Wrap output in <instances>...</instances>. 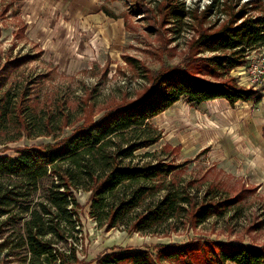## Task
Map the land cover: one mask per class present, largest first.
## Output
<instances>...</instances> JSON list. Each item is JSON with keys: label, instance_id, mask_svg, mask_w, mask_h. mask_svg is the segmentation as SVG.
Here are the masks:
<instances>
[{"label": "trees", "instance_id": "obj_1", "mask_svg": "<svg viewBox=\"0 0 264 264\" xmlns=\"http://www.w3.org/2000/svg\"><path fill=\"white\" fill-rule=\"evenodd\" d=\"M164 1L161 11L168 7L169 16L180 26L175 32L180 33L190 15L200 22L187 8V0ZM212 2L203 11L202 21L220 9L230 13L231 19L220 27L219 22L203 31L201 23L195 29L199 37L185 67L161 74L133 103L119 105L61 144L25 148L15 158L0 156V264H83L78 253L83 240L75 195L79 191L91 194L89 215L100 229L149 237L170 232L180 215L189 223L202 225L222 215L223 206L235 200L223 199L216 206L213 203L220 192L209 188L199 202L200 193L194 196L191 184L175 185L172 180L171 175L181 166L167 163L164 155L156 152L141 153L163 138L153 127V119L182 99L197 105L224 99L233 107L237 102L261 103V93L242 88L232 73L245 67L248 57L264 47V1L246 3L238 12L230 10V1ZM103 10L114 18L109 9ZM254 11L258 16L250 15ZM204 53L210 56L196 57ZM10 94L8 91L0 101V129L6 128L14 113L13 121L23 125V134L33 137V109L25 106V101L18 109ZM46 129V134L36 137L52 134L49 126ZM207 250L200 252L186 245L164 248L156 255L123 249L105 253L93 264H162L161 255L175 262L189 257L190 251L194 264H264V245L224 244Z\"/></svg>", "mask_w": 264, "mask_h": 264}, {"label": "rangeland", "instance_id": "obj_2", "mask_svg": "<svg viewBox=\"0 0 264 264\" xmlns=\"http://www.w3.org/2000/svg\"><path fill=\"white\" fill-rule=\"evenodd\" d=\"M104 1L114 15V25L108 31L59 36L66 44L50 49L47 40L36 36L35 29H29L35 23L25 14L24 0H0V101L11 91V100L17 103L18 109L25 101L24 105L36 115L31 138L23 134V125L13 121L14 113L10 115L6 128L0 129V156L15 158L25 148L61 144L80 128L99 122L119 105L133 103L151 86L153 79L189 63L192 45L199 37L195 29L201 23L200 29L204 31L219 22L220 27L231 19L230 13L224 14L220 9L202 21L203 11L213 5V0H187V8L200 17V22L190 15L177 33L175 30L180 26L169 16L168 7L164 13L161 11L166 5L164 0ZM226 1L232 4L231 11L238 12L246 3L258 0H219L220 4ZM194 53L198 52L194 50ZM209 56V53L196 54L198 59ZM252 56L262 60L264 49ZM245 77V81L240 80L241 87L255 89L263 96L264 81L254 87L248 83L246 74ZM213 113V108L183 99L153 119V127L163 138L141 153L156 152L164 155L167 163L181 166L171 175L172 180L175 185L191 184L194 196L200 193L199 202L209 188L220 192L213 203L216 206L223 199L235 200L223 206L226 210L222 215L213 216L202 225L189 223L180 215L170 232L149 237L118 229L108 232L100 229L89 215L91 194L79 191L75 195L83 240L79 242L78 253L83 264H93L101 255L123 249L160 255L164 248L186 245L200 252L224 244L264 245V187L261 182L257 186L256 181L262 177L250 171L251 167H234L240 165L234 157L220 155L223 149L228 152L230 148L215 145L221 133L227 132L217 121L218 113ZM47 126L52 134L36 137L41 132L46 134ZM36 196L39 199L40 194ZM192 253L175 262L161 255V263L194 264Z\"/></svg>", "mask_w": 264, "mask_h": 264}, {"label": "crops", "instance_id": "obj_3", "mask_svg": "<svg viewBox=\"0 0 264 264\" xmlns=\"http://www.w3.org/2000/svg\"><path fill=\"white\" fill-rule=\"evenodd\" d=\"M104 2V0H24V7L25 14L28 17L30 15L35 23L29 29H35L34 34L44 41L47 40V45L52 49L59 45L63 47L66 42L59 36L75 32L88 34L108 31L114 25V19L104 12ZM244 69L245 67L237 68L232 73L240 86H243L240 80H246ZM199 106L213 108V112L218 113L217 121L227 132L225 135L221 133L215 144L217 147L219 145L221 148H230L228 152L226 148L223 149L220 155L228 154L227 158L234 157L235 163L240 164L233 165L236 168L251 167L250 171L262 177L261 181L256 180L257 186L261 182L264 187V93L258 105L252 102H237L233 107L228 101L220 99L207 101Z\"/></svg>", "mask_w": 264, "mask_h": 264}, {"label": "built area", "instance_id": "obj_4", "mask_svg": "<svg viewBox=\"0 0 264 264\" xmlns=\"http://www.w3.org/2000/svg\"><path fill=\"white\" fill-rule=\"evenodd\" d=\"M262 49H264V47ZM252 54L248 57V64L245 66V74L248 83L255 87L256 83H262L264 81V56L262 60H255Z\"/></svg>", "mask_w": 264, "mask_h": 264}]
</instances>
